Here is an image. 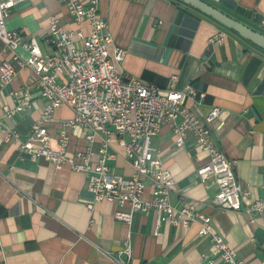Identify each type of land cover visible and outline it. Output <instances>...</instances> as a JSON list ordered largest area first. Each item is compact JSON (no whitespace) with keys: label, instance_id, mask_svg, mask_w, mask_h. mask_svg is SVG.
Here are the masks:
<instances>
[{"label":"crops","instance_id":"1","mask_svg":"<svg viewBox=\"0 0 264 264\" xmlns=\"http://www.w3.org/2000/svg\"><path fill=\"white\" fill-rule=\"evenodd\" d=\"M254 30L264 32V0H204ZM99 13L107 21L113 42L125 50L117 69L159 87L176 75L175 87L190 83L205 93L198 106L190 105L198 116L212 106L222 112L211 124V140L235 161L234 170L243 191L239 209L213 204L217 185L204 183L196 168L207 154L196 148L193 134L174 145L167 125L151 136L150 144L161 151V159L174 179L169 193L176 206L188 203L211 217L212 226L235 248L245 264H264V213L249 214L244 207L264 198V49L180 0H99ZM68 29L88 32L86 20L75 22L63 0H22L10 8L6 25L26 38L38 40L42 52L52 53L48 39L49 17ZM223 32L220 44L208 37ZM21 55L25 51L18 49ZM12 62L15 73L0 79V264H118L111 257L120 253L127 224L114 218L116 210L128 205L101 201L89 209L92 193L87 177L67 164L59 168L41 156L20 153L4 129H15L25 138L38 118L46 99L35 84L36 75L19 67L0 40V60ZM28 86L27 104L14 118L5 115L3 105L16 102ZM73 115L60 106L43 125L52 148H58L62 121ZM90 142L77 130L69 129V152L83 151ZM98 140L93 145L98 146ZM107 160L116 175L129 176L133 168L121 147ZM96 159L93 155L92 160ZM76 161L80 162L79 158ZM143 198H150L146 187ZM155 211H137L130 227L131 255L127 264H208L211 241L199 235L200 222L188 225L162 221L155 233ZM212 264H224L216 259Z\"/></svg>","mask_w":264,"mask_h":264},{"label":"built area","instance_id":"2","mask_svg":"<svg viewBox=\"0 0 264 264\" xmlns=\"http://www.w3.org/2000/svg\"><path fill=\"white\" fill-rule=\"evenodd\" d=\"M19 1L22 0H0V40L20 68L28 67L35 73V84L46 102L25 138H19L15 129H4L5 138H12L22 154L41 156L55 168L67 164L70 169L83 172L87 177L86 187L92 193L87 203L89 209L101 201L128 205L127 211L114 212V218L128 227L120 251L125 258L111 257L112 261L127 264L131 255L133 214L153 209L155 233L162 221L188 225L197 220L200 222L198 234L209 236L211 241L210 254L203 255L208 264L216 259L224 264H245L237 257L235 248L212 226L209 215L188 203L176 207L170 202L174 179L164 166L161 151L150 144L151 136L164 125L172 131L173 143L177 146L182 145L187 132H191L196 148L207 154V160L196 168V173L204 183L217 185L213 204L224 209H239L243 191L234 170L235 161L211 140V124L220 117L221 108L212 106L202 116L196 115L190 105L198 106L205 93L190 83L175 87L176 75L170 76L167 86L159 87L119 71L117 65L125 50L115 45L110 52L113 38L107 21L99 13V0H63L70 17L77 23L86 20L89 29L84 33L80 27L65 28L51 15L48 39L54 47L52 53L42 52L35 36L24 38L18 30L7 27L10 8ZM260 25L264 27V19ZM223 39L224 33L218 31L207 40L210 44H220ZM18 49L26 55H21ZM14 73L12 62L1 59L0 79L7 82ZM28 92V86H24L22 97L18 96V91L14 93V105H3L7 117L12 119L29 106L26 103ZM60 106L71 108L73 115L62 121L59 146L52 148L43 124ZM69 129L77 130L90 142L85 150H67ZM97 140L99 144L94 147ZM114 145L123 149L131 163L133 172L129 176L114 174L107 164L114 155L108 149ZM93 155H96L95 160H92ZM146 187L150 188V198L142 196ZM244 210L249 214L264 213V198L253 200Z\"/></svg>","mask_w":264,"mask_h":264},{"label":"water","instance_id":"3","mask_svg":"<svg viewBox=\"0 0 264 264\" xmlns=\"http://www.w3.org/2000/svg\"><path fill=\"white\" fill-rule=\"evenodd\" d=\"M215 19L226 28L236 32L254 45L264 49V32L254 30L239 20L227 15L204 0H180Z\"/></svg>","mask_w":264,"mask_h":264}]
</instances>
